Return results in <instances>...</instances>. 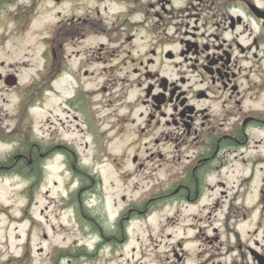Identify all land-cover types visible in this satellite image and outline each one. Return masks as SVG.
<instances>
[{"label": "flooded vegetation", "instance_id": "flooded-vegetation-1", "mask_svg": "<svg viewBox=\"0 0 264 264\" xmlns=\"http://www.w3.org/2000/svg\"><path fill=\"white\" fill-rule=\"evenodd\" d=\"M0 27L44 32L40 66L0 61V175L29 209L54 160L76 184L60 207L77 203L83 240L39 246L40 264L97 262L138 222L157 237L136 264H264V0H0ZM37 224L0 264H33Z\"/></svg>", "mask_w": 264, "mask_h": 264}, {"label": "rangeland", "instance_id": "rangeland-1", "mask_svg": "<svg viewBox=\"0 0 264 264\" xmlns=\"http://www.w3.org/2000/svg\"><path fill=\"white\" fill-rule=\"evenodd\" d=\"M32 32H6L5 29L0 27V42L3 43L2 50L0 49V61L6 60L7 62L15 63L17 61H29L33 64L37 63L40 66L42 62L41 52L44 48L43 42H41L44 32H39L38 35L32 36ZM4 84L0 81V97H2V90ZM6 91L12 92V90L6 89ZM10 92L4 94L5 97L10 98ZM3 98V97H2ZM1 99V98H0ZM12 99V98H11ZM13 100V99H12ZM10 108V107H9ZM60 111L57 110V113ZM37 117L40 119L39 123L42 124L46 130L47 126L44 123L45 110L44 107L36 112ZM7 126L8 123L4 122V117L0 113V125ZM6 144L0 142V157L7 155L8 148ZM7 148V149H6ZM81 151L85 154V163H90V157L94 154L92 148L82 147ZM87 156L89 159H87ZM61 159V158H59ZM91 164V163H90ZM105 186L107 192L110 193V184L118 183L115 176L110 170L105 171ZM48 180L49 186L43 188L49 189V197H41L39 203L31 209L28 208V201L23 194L27 182L22 178L16 176H0V257H6L10 254H16L19 249L18 242H23L21 239L30 236V222H38L37 227L31 236L35 239L31 240V244L34 248L33 253L35 261L33 264H40L42 259L47 257V253L50 247H54L57 244H67L75 240H83V234L80 230L82 225L80 214L77 211V203H75L74 209H62L61 202L62 196L66 193H70V190L76 188V184L72 182L70 173L64 171V165L58 160H54L48 167ZM122 192H111L110 202L113 200V196H119ZM121 204L119 203L114 208L109 207L108 210L111 216H115L119 213ZM43 210L41 214L40 210ZM25 211V212H24ZM160 219V214H155L150 221L155 223ZM17 221V222H16ZM22 223H18L21 222ZM51 222L54 224L55 229L50 231V241L42 242L41 233L43 231L40 228V222ZM31 226V225H30ZM140 222L135 223L132 229V239L130 244L125 247H118L114 253H110L109 248H105L101 252L99 261L97 262H84L83 264H136L140 260V252L132 254L131 248L136 244L137 237L146 238L149 236L157 237L156 230L151 229H137L140 227ZM17 227V228H16ZM21 236L20 240L16 238ZM42 242L41 244L39 242ZM39 246L47 248L43 255L38 256L36 249ZM151 258L143 259V264H151ZM47 264V263H45ZM63 264H68L66 261Z\"/></svg>", "mask_w": 264, "mask_h": 264}]
</instances>
